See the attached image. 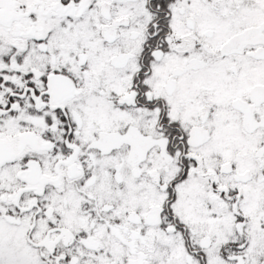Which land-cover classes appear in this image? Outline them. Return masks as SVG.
I'll return each mask as SVG.
<instances>
[{
	"label": "snow or ice",
	"instance_id": "6c2138e0",
	"mask_svg": "<svg viewBox=\"0 0 264 264\" xmlns=\"http://www.w3.org/2000/svg\"><path fill=\"white\" fill-rule=\"evenodd\" d=\"M0 264H264V0H0Z\"/></svg>",
	"mask_w": 264,
	"mask_h": 264
}]
</instances>
